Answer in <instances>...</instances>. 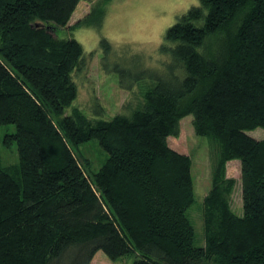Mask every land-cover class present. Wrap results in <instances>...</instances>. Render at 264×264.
Returning <instances> with one entry per match:
<instances>
[{
  "label": "trees",
  "instance_id": "1",
  "mask_svg": "<svg viewBox=\"0 0 264 264\" xmlns=\"http://www.w3.org/2000/svg\"><path fill=\"white\" fill-rule=\"evenodd\" d=\"M79 1L0 0V126L14 125L2 145L18 155L0 165V264H90L99 250L132 264H264V138L247 133L264 128V0H198L165 30L160 69L113 57L101 37L99 67L134 94L109 118L70 108L94 55L72 35L89 23L91 11L70 22ZM187 115L219 152L199 245L192 160L167 139ZM89 140L107 155L86 172L75 152Z\"/></svg>",
  "mask_w": 264,
  "mask_h": 264
},
{
  "label": "rangeland",
  "instance_id": "2",
  "mask_svg": "<svg viewBox=\"0 0 264 264\" xmlns=\"http://www.w3.org/2000/svg\"><path fill=\"white\" fill-rule=\"evenodd\" d=\"M198 0H80L73 11L70 22L83 18L88 12L89 23L75 28L72 35L83 47L84 53L94 52L86 57L87 67L76 76L78 92L70 108H78L91 117L96 112L109 118L122 110L123 105L132 98L127 90L119 87L116 75L105 72L98 65L101 56L100 38L105 37L114 49L113 57L129 61L140 60L142 66L151 70L159 66L164 56L158 51L165 30L185 13ZM94 15L102 18L99 27L92 21ZM135 87L134 90H137ZM136 92V91H135ZM192 116L187 115L180 121V132L169 136L171 148L188 154L192 160L194 201L188 213L195 229L196 244H203L202 205L205 194L211 187L212 171L218 159L217 141L210 136L196 135L191 124ZM14 131L13 124L0 126V165L11 166L18 162L16 144L10 148L2 145L4 132ZM247 133L256 139L264 138V128L257 127ZM77 157L88 163L86 172L95 171L103 163L106 153L96 141L89 140L76 149ZM225 177L234 178L228 199L231 208L242 213L240 161L230 160L225 165ZM133 257L125 256L111 261L99 250L90 264H132Z\"/></svg>",
  "mask_w": 264,
  "mask_h": 264
}]
</instances>
